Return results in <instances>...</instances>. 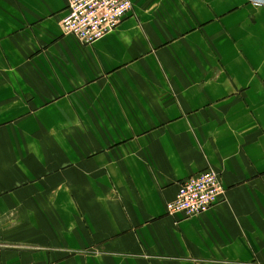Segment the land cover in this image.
<instances>
[{
	"label": "crops",
	"instance_id": "0c3cea01",
	"mask_svg": "<svg viewBox=\"0 0 264 264\" xmlns=\"http://www.w3.org/2000/svg\"><path fill=\"white\" fill-rule=\"evenodd\" d=\"M71 1L0 0V264H264V5L132 0L83 44Z\"/></svg>",
	"mask_w": 264,
	"mask_h": 264
},
{
	"label": "built area",
	"instance_id": "2783aa9c",
	"mask_svg": "<svg viewBox=\"0 0 264 264\" xmlns=\"http://www.w3.org/2000/svg\"><path fill=\"white\" fill-rule=\"evenodd\" d=\"M251 1L264 5V0ZM132 9V0H72L63 31L83 44H92L115 30ZM224 193L221 174L208 169L183 180L175 199L167 203V210L192 217L213 208Z\"/></svg>",
	"mask_w": 264,
	"mask_h": 264
}]
</instances>
